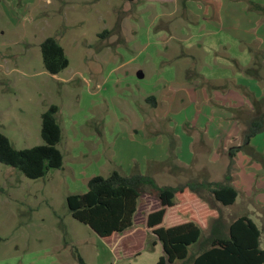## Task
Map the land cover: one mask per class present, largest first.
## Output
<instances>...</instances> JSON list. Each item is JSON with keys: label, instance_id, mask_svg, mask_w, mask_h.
Instances as JSON below:
<instances>
[{"label": "rangeland", "instance_id": "obj_1", "mask_svg": "<svg viewBox=\"0 0 264 264\" xmlns=\"http://www.w3.org/2000/svg\"><path fill=\"white\" fill-rule=\"evenodd\" d=\"M185 2L0 0V132L18 150L41 145V116L56 105L63 155L62 168L39 179L0 163V264H79L78 254L88 264H157L162 245L146 225L161 208L153 196L141 197L134 228L111 243L67 207V197L85 193L92 177L134 168L159 186H236L234 205L224 207L204 191L167 208L163 226L188 221L182 208L205 238L217 217L227 225L247 215L264 250V155L242 148L233 160L222 144L216 152V107L238 117L224 100L241 74L225 61L222 46L231 57L245 50L217 38ZM49 37L69 61L58 75L43 66L40 45ZM216 90L225 94L220 105ZM238 125L233 143L242 146L247 126Z\"/></svg>", "mask_w": 264, "mask_h": 264}, {"label": "trees", "instance_id": "obj_2", "mask_svg": "<svg viewBox=\"0 0 264 264\" xmlns=\"http://www.w3.org/2000/svg\"><path fill=\"white\" fill-rule=\"evenodd\" d=\"M249 7L264 16V5L250 2ZM40 50L47 73L58 75L68 67L65 52L55 39L46 38ZM262 82L264 86V77ZM256 104L253 105L255 114L246 124L240 146L249 151L251 140L264 132V98L257 100ZM57 111V106L51 105L41 116V145L18 150L0 132V163L18 169L29 179L43 178L50 170L62 168L63 155L58 149L61 128L56 120ZM225 179L229 180L228 177ZM87 187L83 194L69 195L67 207L76 221L88 226L104 242H110L115 234L134 228L140 199L149 194L161 204L159 210L151 212L146 218L147 227L152 229V234L162 245L163 255L157 264H264L261 231L247 215L238 216L227 225L222 222L221 216L217 217L205 238L202 226L189 210L181 208L178 211L181 216H188V221L163 226L167 208L191 196L202 198L204 191H208L214 201L224 207L234 205L238 191L229 182L190 181L176 187L159 186L152 177L134 168L130 173L116 170L108 176H94ZM194 248L195 251L191 252ZM77 257L79 264H88L79 254Z\"/></svg>", "mask_w": 264, "mask_h": 264}, {"label": "crops", "instance_id": "obj_3", "mask_svg": "<svg viewBox=\"0 0 264 264\" xmlns=\"http://www.w3.org/2000/svg\"><path fill=\"white\" fill-rule=\"evenodd\" d=\"M250 2L264 5V0H186L185 2V6L187 7L186 12L190 13V10L194 6L195 13L200 21H204L209 27L215 29L217 38H232L245 50L241 58L237 56L231 57L228 55V47L222 46L224 49L223 53L226 54L227 60L225 61H229L233 66V63H235L237 65L235 68L239 69L241 73L238 78L231 81L233 84L230 85L233 89L228 88V91L226 90L225 93L229 95V99L224 100L227 101L226 104L230 105L228 109L237 113L238 117L236 119L240 118L241 120H236L234 118L236 116L233 113H222L220 108L216 107V135L219 137V142L216 144V152L222 144L224 149H227L229 157H232L233 160L237 159L242 151L240 143H233L235 133L237 135V132H240L238 123L247 124L253 117L254 108L251 100L264 98V86L262 89L258 88L260 87L258 86L260 81L264 77V74L261 72V69L264 70V16L250 10ZM255 87L262 94L260 92L256 93L257 90ZM247 88L249 89L247 90ZM214 97L216 103H218L217 101L222 100L225 94L216 90V96ZM236 126H238L239 131H236ZM222 140H228V142H231V145L227 147L226 142L221 143ZM250 151L254 152L253 155L259 158H261V155H264V132L256 135L252 139ZM218 156L219 154L216 158ZM234 187L236 188V186ZM236 190L238 191L237 188ZM130 233L131 231L127 234ZM117 235L115 234L113 236L112 242Z\"/></svg>", "mask_w": 264, "mask_h": 264}]
</instances>
